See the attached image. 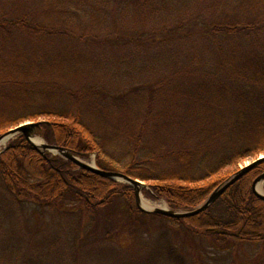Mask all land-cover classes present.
<instances>
[{"label":"trees","instance_id":"16d2710c","mask_svg":"<svg viewBox=\"0 0 264 264\" xmlns=\"http://www.w3.org/2000/svg\"><path fill=\"white\" fill-rule=\"evenodd\" d=\"M13 1L0 12V135L44 119L47 142L86 159L95 154L100 168L147 182L149 197L178 210L196 208L242 161L264 154V0H37L28 7ZM15 35L36 48L9 43ZM70 43L131 48L152 78L117 94L96 84L74 89L50 68L78 55L65 56ZM262 172L264 162L205 211L171 218L140 210L130 184L60 155L49 159L23 134L0 153L12 205L60 209L74 217L76 232L92 213L91 233L112 237L119 230L99 213L121 201L130 218H167L218 250L258 245L264 259V200L253 191ZM160 238L164 245L141 264H163L165 257L189 264Z\"/></svg>","mask_w":264,"mask_h":264},{"label":"rangeland","instance_id":"374dc122","mask_svg":"<svg viewBox=\"0 0 264 264\" xmlns=\"http://www.w3.org/2000/svg\"><path fill=\"white\" fill-rule=\"evenodd\" d=\"M36 2L37 0H23L26 7ZM14 5L13 0H0V12ZM114 13L113 16L119 20L123 19L120 12L116 10ZM87 17L88 20H92L90 15ZM81 24L84 25V22ZM13 41L23 44L28 49L36 48L31 41L18 35L9 43ZM37 48L44 50L48 47ZM67 49L65 56H69L72 51L78 55L64 64L58 63L56 65L58 68L52 64L50 68L52 72L60 70L64 83L74 89L96 84L103 89L107 88L111 94H117L120 91L131 92L152 78L147 71L149 67L145 58L135 56L134 50L123 45L110 44L100 47L93 44L70 43ZM51 60L52 55H49L41 63ZM38 121L43 122L44 119ZM37 136L46 141L41 134L38 133ZM4 148L5 146H1L0 151ZM263 155L242 161L239 169ZM94 159L95 154L86 160L91 162ZM3 184L0 177V264H141L164 245L165 240H161V235L186 258L189 264L250 262L264 264V259L257 256L260 253L258 245L242 244L235 248L223 247L218 250L211 247L206 239L189 235L181 226L167 218L151 216L130 218L124 208L125 204L121 201L99 213L100 219L104 220L107 217L111 220L108 225L119 230L112 237L104 240L99 234L91 233L92 225H96L97 222L92 213L84 214V222L87 221V224L82 231L76 232L73 229L77 223L73 222L74 217L64 214L60 209L41 208L27 202L24 205H12L5 194ZM142 194L146 199L169 205L165 199L149 197L144 190ZM100 230L103 231L102 228ZM80 239L82 241L76 251ZM256 256L257 258L253 259ZM162 262L168 264V258L165 257Z\"/></svg>","mask_w":264,"mask_h":264},{"label":"water","instance_id":"95a60500","mask_svg":"<svg viewBox=\"0 0 264 264\" xmlns=\"http://www.w3.org/2000/svg\"><path fill=\"white\" fill-rule=\"evenodd\" d=\"M42 126V121H27L23 122L13 128H10L5 133L0 135V147H7V143L17 137L20 134H23L25 138L44 156H47L49 159H52L54 156L60 155L67 160L72 161L79 168L89 170L101 176L112 178L114 180H121L125 183L133 186L135 190V199L138 208L147 213H156L164 216H168L171 218H186L200 214L201 212L208 209L231 185H233L236 181H238L245 173L249 170L253 169L257 165L264 162V155L260 156L258 159L252 161L250 164L241 167L238 171L233 173L230 177H228L225 181H223L220 185H218L208 196V198L199 206L192 210H178L171 208L167 203L164 206H153V207H145L142 201V193L144 189L150 190L149 184H146L143 180L134 178L124 172L116 171V170H106L100 168L97 165L96 159L89 162L86 158L81 157L74 150L60 146L55 143H49L47 141L38 144L34 139L37 134H40ZM43 136V135H42ZM4 148V149H5ZM2 149L0 152H2ZM50 155V156H49ZM96 156V155H95ZM264 172L256 177L253 182V191L254 193L261 199L264 200Z\"/></svg>","mask_w":264,"mask_h":264},{"label":"bare ground","instance_id":"6f19581e","mask_svg":"<svg viewBox=\"0 0 264 264\" xmlns=\"http://www.w3.org/2000/svg\"><path fill=\"white\" fill-rule=\"evenodd\" d=\"M38 144H41L43 141V139L41 137H36L34 139ZM263 185V184H262ZM142 201H143V205L145 207H153V206H164L165 203L164 202H154V201H151L149 199H146L145 196L142 194Z\"/></svg>","mask_w":264,"mask_h":264}]
</instances>
